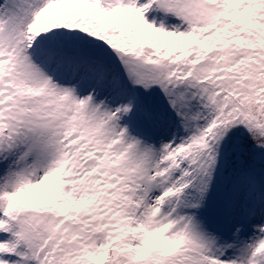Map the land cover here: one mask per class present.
Returning a JSON list of instances; mask_svg holds the SVG:
<instances>
[{
    "label": "snow or ice",
    "instance_id": "6c2138e0",
    "mask_svg": "<svg viewBox=\"0 0 264 264\" xmlns=\"http://www.w3.org/2000/svg\"><path fill=\"white\" fill-rule=\"evenodd\" d=\"M0 264H264V0H0Z\"/></svg>",
    "mask_w": 264,
    "mask_h": 264
}]
</instances>
